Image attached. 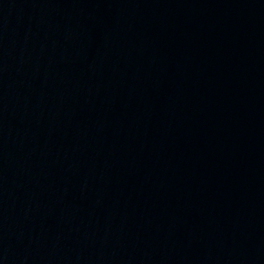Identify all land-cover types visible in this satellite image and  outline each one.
<instances>
[{"label":"water","instance_id":"obj_1","mask_svg":"<svg viewBox=\"0 0 264 264\" xmlns=\"http://www.w3.org/2000/svg\"><path fill=\"white\" fill-rule=\"evenodd\" d=\"M0 264H264V0H0Z\"/></svg>","mask_w":264,"mask_h":264}]
</instances>
